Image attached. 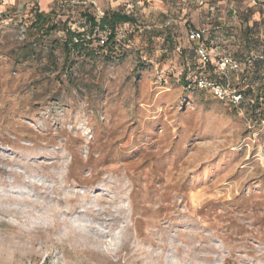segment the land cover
<instances>
[{"label": "rangeland", "instance_id": "374dc122", "mask_svg": "<svg viewBox=\"0 0 264 264\" xmlns=\"http://www.w3.org/2000/svg\"><path fill=\"white\" fill-rule=\"evenodd\" d=\"M59 1L0 0V264H264V0ZM107 10L137 26L66 56ZM216 24L237 73L263 60L241 105L181 83Z\"/></svg>", "mask_w": 264, "mask_h": 264}, {"label": "trees", "instance_id": "16d2710c", "mask_svg": "<svg viewBox=\"0 0 264 264\" xmlns=\"http://www.w3.org/2000/svg\"><path fill=\"white\" fill-rule=\"evenodd\" d=\"M64 2L67 3V4H63L62 0L59 1L60 5H65L67 7V10H69V9H72V7H75L76 4L84 3L86 1L77 0V2L74 3V4H70L68 2V0H64ZM205 2L207 4L213 5L215 7V9L217 8L216 4L210 3L208 0H205ZM45 16L46 15H45V13L43 11L36 10L35 11L34 22L37 25H42L45 22ZM90 20L92 21L93 27L96 28V31L97 30L101 31L100 34H102L105 30L109 31V33L107 34L106 43L104 45H99L98 44L97 39H98V36L100 34H97L96 37H95V33L90 35L88 33H84L83 30L78 31V30H75V29H71L70 30V29L66 28V29H64L65 32H66V37H65V41H64V48H65L66 56L69 55L71 48H73V47L74 48H81L83 44L89 45V44H91L93 42H96V44L98 46H101V47H108V46H112L113 47L115 44L120 43L122 38L123 39L125 38V36H126L125 34H127L126 33V28H127L126 26H130V25L131 26H137L136 25V20H135V18H134V16L132 14H130L129 12L119 11V10H107L102 15H100V17H97V18L96 17H90ZM218 25L219 24H216L213 27L209 26V25H200V26L191 27V28L204 27L206 29V34H205V37H204L205 44L208 47V49L210 51H212L213 53H217V51L219 49V45L214 42L211 30H213L216 27H218ZM252 27H253V25H249L248 23L245 26V29H244L245 32L243 33V35H244V40H245L246 43H248V41L250 39L249 32H251L250 30L252 29ZM47 28L51 29V28H53V26L52 27H48V25H47ZM191 28H189V29H191ZM189 29H188V31H189ZM119 30L123 31V37L120 38V39H118L116 37V34H117V32ZM186 36H187V33H186ZM193 48H194V45H193ZM193 53H194V50H193ZM194 56L196 57L195 53H194ZM234 58H236L235 55H234ZM238 60H240V59H238ZM242 61H243L244 67H243L241 73H237V71H231V72L227 73L226 75H219L218 74L219 78H217V79L214 78L213 80H215L217 82L224 83V84L228 83L231 87L236 88L233 85V83H234L233 80H235V78L237 79L239 77L244 76L246 74L245 72H247V69L250 68L251 65L253 67L256 66L255 68H258V66L261 64V62H263V60L260 59L259 56L258 57H251V55H247V56L242 57ZM197 62H198L197 65H189L188 64L185 67V69L183 70L182 77H181V81H182L181 83L184 86L185 85H190L191 83H193L195 85V81H196V79L199 76L208 77L207 74H205V73H207V71H209V72L212 71L210 65H204L199 60H197ZM256 74L257 73H251L252 76L254 75V78H256V76H257ZM208 78H210V77H208ZM259 86L261 87L262 91H264V82L260 83ZM247 88H248L247 90L249 91L250 89H249L248 86H247ZM240 92L242 93V91H240ZM242 100H243V98H242ZM242 100L240 102L236 103V104H240L242 102ZM254 104L255 103H254V100H253L252 104H250V106H252ZM255 105H257V104H255Z\"/></svg>", "mask_w": 264, "mask_h": 264}, {"label": "built area", "instance_id": "2783aa9c", "mask_svg": "<svg viewBox=\"0 0 264 264\" xmlns=\"http://www.w3.org/2000/svg\"><path fill=\"white\" fill-rule=\"evenodd\" d=\"M70 4H74L77 0H68ZM197 6L205 9L208 12L214 11L213 5L207 4L205 0H197ZM256 3V0H252ZM235 11L233 10V13ZM109 31L105 30L98 36V44L104 45L106 43L107 34ZM206 29L204 27L191 28L187 32L188 39L194 45V53L198 60L204 65H210L213 72L219 75H226L231 71H237L240 67V61L231 55L224 53H213L205 44ZM118 39L123 37V31L119 30L116 34ZM195 86L199 89L209 91L214 97L220 100H226L230 103L236 104L242 100V93L238 89L231 87L228 83L217 82L206 76H199L195 81ZM260 161H264V154H259Z\"/></svg>", "mask_w": 264, "mask_h": 264}]
</instances>
